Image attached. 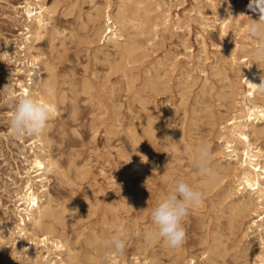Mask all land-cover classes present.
I'll return each instance as SVG.
<instances>
[{
	"label": "rangeland",
	"instance_id": "rangeland-1",
	"mask_svg": "<svg viewBox=\"0 0 264 264\" xmlns=\"http://www.w3.org/2000/svg\"><path fill=\"white\" fill-rule=\"evenodd\" d=\"M22 1L23 0H0V54L4 50V47L2 45L3 36H8L9 38H11L12 36H14L17 33V28H19V26L21 28V26H22V24L20 25V22L23 20L11 19L12 16H14L13 10H11L12 9L11 6L16 5L17 3H20ZM47 1L49 2V4H54L56 2V0H54V1L53 0H47ZM74 1L75 0H61L60 3H58L57 9L55 11L56 13H55V15L53 17V21H52L53 26L55 27V29H54L55 31L49 33L48 35H46L47 37H44L43 39H41L38 42V47L40 48V50L42 48L41 51H43L47 55V57L49 59H51L52 62H54V63L56 62V64H55L56 65V69H55L56 70V76H55L56 87H57L58 92L60 91L59 96H61V97L63 96V100L59 104V107L61 106V108H59V110L62 109V111H59L55 116H53L51 118V120L49 121V129H48V138H49V141H51L50 145L52 144L50 146V153L55 158L57 157L59 164L62 167L61 168L62 173H61L60 177L53 175L51 177L52 178L51 182H50L51 185H49L51 194L54 198V206L57 210V219L58 220L57 219L54 220L56 231L58 233L67 234V236L70 235V236H68L69 240H70L72 245H75V246H73L75 248V254L77 256V260L80 263L82 262L81 264H95V263L98 264L100 262V260L97 257L99 256L100 253L95 252L98 250L95 248H99L98 247L99 243H101V240L97 242L98 237L100 238L102 236L101 239L105 238L104 236L108 237L111 234H113L115 231L121 230L120 228L123 229V232L121 230V232L124 233L123 236L124 237L126 236L125 237L126 248H125L123 253H125V255L128 256L127 258L131 257L134 253H139L140 255L142 254L141 257L148 255L149 257L152 258V260L155 259L154 262L156 264H175V262H176V264H187V260L189 259V257L192 254H195L194 256H195L196 260L199 262V255L201 254V251H203L205 249L204 247L210 246L214 249V253H213L214 262H213V264H237L239 261H241L243 259V254L241 253V249L244 246L245 241L240 242V238L243 234L242 233L243 225H241L239 228L234 230L235 236L230 233L229 223H228L229 215L227 217V215H226L227 211H225L224 213H222V211H220V209L224 205H221L219 203L221 200L220 197H215L219 193H221V191H219L221 189V187L218 186L216 190L214 188L213 192H212V190H210V191L204 190V187H202L201 184H199L204 178L197 176L196 173L193 171L192 162L190 161V157H189V156H191V153L193 152V150L195 152L194 147L196 146L195 145L196 143H198V145L203 144V143L206 144L208 140L211 143L209 146L212 149V154L214 153L213 151L216 148V146L218 145L217 132H218V122L220 121V117H221L220 114H222L223 112L225 113V110H227L226 107L227 106L229 107V105H230V103H229L230 99H228V98L225 99V98H222L221 96L219 98V94L220 95L224 94L225 90H226V92H229V88H227L225 86H224L225 87L224 88L223 85L224 84L226 85V84H228L229 81L234 80V77H233L234 71H232L229 61H226L224 63V60L222 59L224 57V55L219 54V50L216 48V46H220V47L225 46L224 44L226 43L225 39L222 37L221 29H220L221 28V21L223 20V18L225 16V14L222 12V9H221V6H222L221 2L222 1L221 0H197V1H195V0H171V2H168L169 0H166L169 3V6L171 7L172 16H174V18L177 16V14L184 17L187 14L192 15L194 13L193 21L191 22L192 31L190 34L184 33L182 31H179L176 33L172 32V31H169V32L167 31L161 35V37L163 36L162 37L163 41H162V39H159L158 43L155 44V46L152 49H149L150 55H148L145 58H137V60H139V61H136V59H135L136 62L134 60H132L128 66H129V68H132V67L134 68V70L130 71L132 73L133 79H134V77H136L134 79L135 80L134 84H133V80H132V82H128L127 79L123 76L122 72H119L122 75L121 76V75H119L118 72L113 73V71H111V69H110L111 64L115 63L116 59H117V62L119 60V58L114 57L115 54H113L112 56L109 57L110 60L107 63V61H105V59L107 60L105 55L102 53L99 54L97 52L96 49L98 46L97 45L98 42L96 41V38L91 35V28H92L91 24L92 23L90 22V24H87V23H89L88 16L86 18V14L88 15L89 12L93 11L92 10V7H93L92 1L91 0H77L78 2L76 1L75 5L77 3L76 7L79 6V8L78 7L74 8V5L72 6ZM95 3H98V6L103 8L104 7L103 5L105 2L103 0H95ZM233 3L235 6L236 5H244L245 8L248 9V15L255 17V19H257L260 15V13L258 11H253V10L249 9L248 5L250 3V0H233ZM116 4H117V0H113L112 1L113 8H115ZM217 4H218V6H217ZM70 8H72V9H70ZM191 8H192V10H191ZM66 9L68 12L66 11ZM76 9H78V11ZM193 10L196 12V14H195V12H193ZM139 12L142 13L141 10ZM66 13H68V14H66ZM79 19H80V21H79ZM83 19H84V21H86L84 24L81 23V22H83ZM204 19H207V20H204ZM200 20L202 22L207 21L205 23V25L208 24L207 25L208 27H206L205 30H203V28L200 27V23H201ZM209 23H211V24H209ZM81 25H82V27H81ZM87 25H91V26L88 27ZM83 27L86 28L87 30L84 29ZM58 31L61 33V34L59 33L60 35L58 34ZM86 31L87 32L90 31V32L87 33ZM198 34L203 35V37L205 39V43H206L207 48H208V55L210 58H212L205 65V68L209 72L210 82L212 83V81H213V83L211 85L212 87L210 86L211 88L208 90V93L207 92L203 93V91H202L203 82L202 81H204V78L203 77H201L200 79L197 78L196 84L191 89L192 92L187 93L190 91L189 90L190 88L184 90L183 89L184 85L179 84V82H178L179 72H175V73L168 72V74L166 76L164 68L159 66V60L164 59V55H165L164 53L170 47L172 48L173 51L175 50L174 52L180 51L181 53H183L184 48L181 45L183 40H185L188 45L193 46V49H194L193 53H194V55H197L198 50L200 48L199 41L201 40L200 38L197 37ZM239 36L240 35H238L237 38H239ZM92 37L94 38V40ZM139 37L141 38V36H138V38ZM91 39H92V41H91ZM81 40H83V42ZM86 40L90 43H88ZM256 41H258V40L256 39ZM213 44H216V45L213 46ZM176 46H177V48H176ZM108 49L111 53H113L112 48H108ZM51 50H52V52H51ZM84 50H86V51H84ZM93 56H96L98 59L96 57H93ZM93 58H95V60ZM101 58H103L104 60ZM56 59H58V60H56ZM3 61H4L3 58L0 56V65L2 64ZM216 62H218V64L221 67L225 66L228 69V75H229L228 79H224L221 74H219V75L217 74V77L212 76L216 73H213L215 71L211 70V65H213ZM104 63L106 65H104ZM95 64H97V65H95ZM152 67H153V69H152ZM149 69L151 70L150 72H152L151 76L148 73ZM154 71H155V73H153ZM1 73L2 72L0 71V84L3 81ZM115 73L116 74L118 73V74L116 75ZM136 74H138V76ZM159 74H165V76L163 77V75L162 76L160 75L161 77L156 78L157 75H159ZM231 74H232V76H231ZM197 76H199V73L197 74ZM107 77H108V79H107ZM104 78H105V80H104ZM122 78L123 79L125 78V79L123 80ZM218 78H220V79H218ZM149 79L153 80V81L156 79V81H155L156 84H157V81L159 80L157 85L154 84L155 89H154V87H152V89L150 90V87L153 86V82L150 83ZM82 80L84 83H82ZM166 80H168L169 82L166 83ZM104 81H105V84H103ZM114 81H116V82H114ZM142 81H143V83H142ZM86 82H87V84H85ZM118 82H119V84H118ZM144 82L146 83L145 85H144ZM71 83L75 84V86L72 85ZM106 83H108V84H106ZM111 83H112V85H110ZM148 83H150V84H148ZM163 83L165 85L162 86ZM123 84H125V86ZM142 84L145 87H146V85H148V86L150 85L149 89L147 90L146 88H144V86ZM141 85H142V88H140ZM111 86H112V92H114V93L111 92V88H110ZM148 86H147V88H148ZM69 87H71V88H69ZM82 87L84 89H82ZM86 87H87V89H86ZM108 87H109V89H107ZM113 87L115 89H113ZM117 87L119 89H117ZM158 87L159 88L161 87L160 90L162 92H159ZM164 87H165V89H164ZM221 87H223V88L221 89ZM88 88H90V90H88ZM138 88L140 90L142 89L141 90L142 92ZM70 89H71V91H70ZM85 89H86V91H85ZM156 89L158 92L155 91ZM145 90H147L148 92ZM183 90L185 91L186 95H188V94L189 95L185 96V94H184L183 96H181L182 95L181 91L184 93ZM186 90H189V91H186ZM62 91H64V93L67 95L66 98H65L66 95H64L62 93ZM144 91L147 93H143ZM151 91H153L154 93L153 92L151 93ZM131 92H132V94H130ZM156 92H157V95L155 94ZM198 94H199V96H198ZM88 95H89V97H88ZM145 95H147V97H145ZM134 96H136V97H134ZM148 96H150L151 98ZM194 96H195V98H194ZM204 96H206V98H204ZM69 97H70V99L68 100ZM90 97H92V98H90ZM139 97H140V100L138 99ZM181 97H184L185 99L182 100L183 98H181ZM210 97L213 100H211ZM202 98H203V100H201ZM95 99H97L96 100L97 102L100 101L98 105H97V102L95 101ZM154 99H155V101H154ZM223 99H224V101H220ZM111 100H113V101H111ZM185 100H187V101H185ZM195 101H198L199 105L196 104ZM138 102L141 104H139ZM183 103H184V105H183ZM220 103H221V106L223 105L222 108L217 107V106L220 107ZM113 104L115 105V107ZM119 104L121 107L119 106ZM166 104H168V105H166ZM192 104L193 105L195 104V106H197V107L193 106ZM13 105H14V102L4 101L2 99V94L0 93V232L4 231L6 229V224H7L8 219L13 217L12 214L11 213L9 214L8 210L5 209L4 205L6 204L10 208L13 207V205H12L13 202L10 201L9 191L15 186L14 182H16V180H17V176H16L15 171L18 169L19 165L20 166L22 165L20 160L23 159V155H24L22 153L23 151L19 148L20 142L16 139V137H13L9 134V124H8V118H7L6 112L11 110ZM117 105L120 108L117 107ZM139 105H142V106H139ZM203 105H204V107H203ZM101 107H103L102 110H101ZM104 107H105V110H104ZM144 107H147L148 110ZM191 107H193V108H191ZM194 107L196 108L198 113L197 112L195 113ZM139 108H142V110H144V111H142ZM117 109H118V111H117ZM200 109L201 110L203 109V110L200 111ZM166 110H167V112H166ZM190 110L194 111V112H191ZM114 111L116 112L115 113L116 115L114 114ZM169 111H170V113H169ZM220 111H222V112H220ZM99 112H101V113L99 114ZM210 112H211V114H210ZM191 113L192 114H194V113L198 114V116H200V118L194 114L196 116L195 117ZM204 113H206V115L208 117L206 115H203ZM161 115H162V117H161ZM212 115L214 118L212 117ZM184 116H185V118H184ZM190 116H191V118H190ZM151 117H154V118L156 117L158 123L160 122L159 124L155 125V127H154L157 129L147 128L146 123L148 122V120ZM203 117H206V118L201 119ZM210 117H212V118H210ZM194 118H196V119L193 120V123H192V119H194ZM143 119H144V121H143ZM171 119H173V120H171ZM119 120H120V123H118ZM168 120H170V121H168ZM195 121H197L198 123L197 122L195 123ZM209 121H211V122H209ZM115 122H117V123H115ZM95 123H97V124H95ZM206 123H207V125H206ZM209 123L211 125H209ZM215 123H216V125L214 126ZM115 124L117 127L115 126ZM119 124H121L122 126ZM140 124H142V125H140ZM111 126H113V127L115 126V127L113 128ZM128 126H129V129L127 128ZM109 127L113 128V129H111ZM133 128H134V130H133ZM167 128L171 129L170 132H169V130H167ZM208 128L211 129L210 131H213V132L207 133V132H209ZM130 129H131L130 132H134V133L130 134L129 133ZM179 129H181V130L179 131ZM190 129H192V130L189 131ZM108 130H113V131L109 132ZM94 131H96V132L94 133ZM166 131H168V132L166 133ZM143 132H145V133H143ZM157 133L159 134L160 138H159ZM93 134H95V135H93ZM131 135L132 136L134 135V136L131 137ZM172 135L174 136V138ZM209 135H210V137H209ZM194 136H196V137H194ZM134 137L137 138V141H138L137 143H136V141L134 142V139H135ZM192 137H194L195 139H193ZM204 137H208V138H204ZM148 138H149V140H148ZM182 138H183V140H182ZM139 139L142 141H140ZM172 139H174V141L177 139L178 140L180 139V140H179V142L177 140V145H176L175 144L176 142L172 143V141H173ZM202 139H203V141H202ZM189 140H190V142H189ZM191 140H193V141H191ZM198 140H200L202 142H200V141L198 142ZM148 141H149V145H148ZM107 142L110 144H108ZM163 142H165V143H163ZM168 142H170V143H168ZM135 144H138L139 146L137 145V147H136ZM170 144L173 146H170V147L167 146ZM186 144H188V145L193 144L192 145L193 147H191V149L187 148L188 149L187 150L185 148V146L187 147ZM141 145H142V147H144V149H145L144 151L141 150V149H143L141 147ZM165 146H167L169 148H167ZM175 146H176V148H175ZM181 146H182V148H181ZM148 147H150V149ZM177 148H179L180 150H177ZM135 149L137 151L136 155L134 154V152H136ZM141 151H142V153L140 154ZM187 151H189V152H187ZM176 152H178V153H176ZM97 154H98V157H97ZM143 155L145 157H143ZM110 156H111V158H110ZM140 157H142V158H140ZM135 158L139 159V162L144 161L142 164V173L146 171L145 172L146 174L145 173L144 174L148 175V176H144V174L142 175L141 172L139 174V171H138V169H136V166H135L137 164L138 160H136ZM216 159H217L216 157H213L212 164L215 163ZM191 160H193V158H191ZM188 162L190 163L189 165H187ZM88 165H90V166H88ZM151 165H152V167H154L156 165L155 167L157 170L154 167V170H155L154 171L153 168L151 167ZM124 166H126L125 170L131 169L128 171V172H130L129 173L130 175L128 174L129 176L125 175V177H123L124 172H125V171H123ZM188 166H190V167H188ZM170 168H171V172L175 168L174 173L170 172ZM120 169H122V171ZM161 170H162V172H161ZM107 172H108V174H107ZM132 172H134L135 175ZM166 172H167V174H166ZM179 172H180V174H179ZM181 172L183 173V175ZM78 173H81V174L79 175ZM131 173L133 174V176ZM192 173L194 174V176ZM114 174H116V176L119 175L118 176L119 178L117 177V179H112L111 176H113ZM120 175H121V177H123L122 179L120 178ZM195 175H196V177H195ZM187 176L189 179H187ZM141 177H142V179H141ZM178 177L179 178L184 177L183 179L187 180L194 188L201 189L202 193H204V192L208 193L207 194L208 196L203 195V198L205 199V200L203 199L204 200L203 201L204 208L203 209H198L196 207L192 208L184 220V227L186 229V239L183 243V246L179 247L181 250L178 248L173 249L171 247H168L158 237H156L157 239L156 238L152 239L151 243H149L150 241L145 242L142 239L143 231L145 229L152 227L150 215H149L150 209L156 204V201L159 199L161 194L166 193L167 191L170 190L169 188H170V186H172L173 181L178 179ZM141 180H143V181L141 182ZM161 180H162L163 184L161 183ZM195 181H198L199 185L195 184V183H197ZM123 183H124V185H123ZM157 183H159V184L157 185ZM164 185H166V186H164ZM10 187H11V189H9ZM90 188H91V190L93 189V191H91ZM100 189H102V190H100ZM94 190H95V192H94ZM89 192H91V193H89ZM99 192L101 193V195L99 194ZM210 193H212V195L213 194L214 195L213 196L209 195ZM141 194H142V196H141ZM210 196L213 199V202H212V199H210ZM218 196H220V194ZM142 197H143V199H142L143 201L141 200ZM213 197H215V198H213ZM86 198H89V199L87 200ZM144 199H146L145 202H144ZM209 199L211 201H209ZM80 200H81V202H84V203L81 204ZM137 201H139V202H137ZM215 201H217L219 204H217V202H215ZM97 202H98V204H97ZM119 202H121V204ZM204 202H206V203H204ZM90 203H91V205H90ZM93 203H95V204H93ZM107 204H108V206H107ZM126 204H127V206H126ZM95 205L96 206L100 205L99 206L100 208L98 206L95 207ZM212 205H214V207H212ZM124 206H126V208ZM62 207H64V208L66 207L67 210L66 209H65L66 211L62 210ZM89 207H91V208H89ZM115 207H116V209H115ZM71 211H72V213H71ZM119 211H121V212L119 213ZM144 211H145V213H144ZM191 211H193V212H191ZM217 211H218V213H216ZM6 212H7V214H6ZM78 213L81 214V217L78 216L79 215ZM116 213L118 215H116ZM71 214L75 215V216L71 217L72 216ZM108 214L109 215L111 214V216H109ZM79 217L81 220H79ZM110 217H113V218H110ZM219 217H220V219H219ZM221 217H222V219H221ZM107 218H109V219H107ZM203 218H204V220H203ZM217 219L220 220L222 223L220 221H218ZM114 220H116V221H114ZM207 221H208V223H207ZM52 222H53V220H52ZM60 222H61V224H60ZM62 222H64V223H62ZM112 222L113 223L115 222V223L112 224ZM119 222H122V225H124L125 227L124 226L122 227L121 223H119ZM56 224H57L58 228L56 227ZM61 226H63V227L60 228ZM105 226L106 227L109 226L108 227L109 230L108 229L104 230L106 228ZM65 227H67V228H65ZM116 227H118V229ZM140 229H141V231H140ZM238 229H240V230H238ZM218 231H219V233H218ZM74 232H76V233H74ZM204 232H206V233H204ZM100 233H101V236H100ZM219 234L220 235L222 234V235L219 237L218 236ZM91 235H93V236H91ZM204 235H206L208 237H206ZM96 236H97V238H96ZM201 236L204 238H202ZM216 237L220 238L221 240L220 239L215 240ZM76 238H77V240H75ZM90 238H92V239H90ZM95 238L97 240H93ZM205 241H207V242H205ZM219 241H220V243H219ZM93 242L94 243L97 242L96 243L97 245H94ZM222 243H224V244H222ZM213 244H214V246H213ZM91 245H93V246H91ZM142 245H143L145 250L142 248ZM163 246H167V247L163 248ZM153 247H154V249H153ZM222 247H224V248H222ZM93 248H94V250H93ZM220 248H221V251H225V252L220 253V251H219V253H217L218 250H220ZM171 249L175 252H173ZM183 249L185 250V252H183ZM200 249H202V250H200ZM138 250H139V252H138ZM133 251H135V252L133 253ZM158 251H159V253H158ZM179 251L183 252L184 254L179 252ZM168 252H170V254H168ZM177 252L180 253L179 257L177 256L178 255ZM189 252H191V255ZM143 253H144V255H143ZM182 254H183V256H182ZM216 254H218L217 255L218 257L220 256L223 258H220V257L217 258ZM11 255L12 254L10 253V251L5 249L0 243V264H25V263H22V261H20V259L18 257H15L16 258L15 259V258H13L14 256L13 255L11 256ZM93 257H95L97 259H94ZM175 257H178L180 261L177 260L178 258L176 259ZM92 259H93V261H92ZM94 261H97V262H94ZM216 261H218V262H216ZM99 264H101V263H99Z\"/></svg>",
	"mask_w": 264,
	"mask_h": 264
},
{
	"label": "bare ground",
	"instance_id": "bare-ground-1",
	"mask_svg": "<svg viewBox=\"0 0 264 264\" xmlns=\"http://www.w3.org/2000/svg\"><path fill=\"white\" fill-rule=\"evenodd\" d=\"M60 1L61 0H56V2L54 4H49V2L47 0H23L22 2L11 6L12 7L11 10H13V14H14V16H12L11 19L23 20L20 22V25L22 24V26H21V28H20V26H19V28L16 27L17 33L12 37L10 36L11 38H9L8 36H3L2 45L4 47V50L0 54V56L4 60L2 62V64L0 65V71L2 72L1 74H2V78H3L2 79L3 81L0 84V93L2 94V99L4 101H7V102L11 101V102L15 103V101L21 95H23L25 93L31 94L32 96H34L38 100L50 105V107L53 109L52 117L55 116L59 111H62V109L59 110V108H61V106L59 107V104L63 100V96L62 97L59 96L60 91L58 92L57 87H56V81H55V76H56V70H55L56 65L55 64H56V62L55 63L52 62L51 59H49L47 57V55L43 51H41L42 48L40 50V48L38 47V42L41 39H43L44 37H47L46 35H48L49 33L55 31L54 30L55 27L53 26L52 21H53L54 15L56 13L55 11L57 9L58 3H60ZM76 1L77 0H75L72 4V6L74 5V8L77 5V3L75 5ZM91 1L93 3V7H92L93 11H91V12L88 11L89 13H88V15L86 14V18L88 16L89 23H87V24H90V22L92 23L91 24L92 26L91 25H87V26L92 27V28L90 27L91 28V35L93 37H95L96 41L98 42V44H97L98 46L96 49L97 52L99 54L102 53L105 55V57L107 58V60L105 59V61H107V63L110 60L109 57L112 56L113 54H115L116 56L114 55V57L119 58V60L117 62V59H116V62L111 64V66H110L111 71H113V73L114 72H118V73L122 72L123 76L127 79L128 82H132V80H133V84L135 83L134 79L136 77H134V79H133L132 73L130 71L134 70V68L133 67L129 68V66H128L132 60L135 61V59H136V61H139V60H137V58H145L148 55H150L149 49H152L155 46V44L158 43V40L162 39L163 36L161 37V35L167 31L168 32L172 31L175 33L182 31V32L188 33V34H190L192 31L191 22L193 21L194 13L192 15L187 14L184 17L177 14V16L175 15L176 17L174 18V16H172L171 7L169 6V3H168V2H171V0H169L168 2L166 0H117V4H116L115 8H113V6H112L113 0H103L105 2L103 5L104 6L103 8L99 7L98 3H95V0H91ZM195 1H197V0H195ZM221 1H222L221 2L222 3L221 9H222V12L225 14V16H224L223 20L221 21V28L220 29H221L222 37L225 39L226 43L225 44L223 43L225 46H222V47L216 46V48L219 50V54L224 55L223 58L221 57L224 60V63L226 61H229L230 67H231L232 71H234V75H233L234 80H231L228 82V84L223 85V87L225 86V87L229 88V92H226V90H225L224 94H221V95L219 94V98L221 96L222 98L230 99V102L228 101L230 103L229 107L225 106L227 108V110H225V113L223 112L222 114H220L221 117H220V121L218 122V132H217L218 145L216 146V148L213 151L214 152L213 157L217 158L215 163L213 164V166L219 171V177L214 181H209L206 178H204L203 180L201 179L202 181L199 184H201V186L204 187V190H206V191L212 190V192H213L214 188L216 190L218 186L221 187V189L219 190V191H221V193H219L220 196H218L219 194L217 193L218 195L215 197H220L221 200L219 203L221 205H224L220 209V211H222V213L227 211V214H226L227 217L229 215L228 223H229V231L231 234H233L235 236L234 230L239 228L241 225H243V231H242L243 234L240 238V242L245 241L244 246L241 249V253L243 254V259L241 261H239L237 264H264V143H263L264 142V94L259 93L252 86L250 87L251 84L259 85L260 83L264 82V81H262V78H264V63H258L256 60V57L253 54V51L257 47V45L259 44V41H256L255 38H254L255 39L254 40L248 34V31H247L248 25L251 22V20L258 21L260 15L258 18L256 17L257 19H255V17L248 15V9L245 8L244 5H236L235 6L233 3V0H221ZM217 6H218V4H217ZM77 7L79 8V6H77ZM70 9H72V8H70ZM76 10L78 11V9H76ZM140 10L142 11V13L139 12ZM191 10H192V8H191ZM66 11H67V9H66ZM193 12H195V11L193 10ZM66 14H68V13H66ZM195 14H196V12H195ZM207 19H204V20H207ZM79 21H80V19H79ZM85 22L86 21H84V19H83V22H81V23L84 24ZM203 22L201 21L200 27H202L203 30H205V28L208 27L207 26L208 24L205 25V23L207 21L204 23ZM209 24H211V23H209ZM81 27H82V25H81ZM84 29H86V28H84ZM88 32H90V31H88ZM59 33L60 32L58 31V34ZM238 35H240L239 38H237ZM138 36H141V38L139 37L140 38L139 39ZM197 37L201 39L199 41L200 48L198 50L197 55H194V53H193L194 52L193 46L188 45L186 43V41L183 40L181 45L184 48V52L183 53H181L180 51L174 52L175 50L173 51L172 48L170 47L164 53L165 54L164 59L159 60V66L164 68L166 76H167L168 72H172V73L179 72V77H178L179 84L184 85V87H183L184 90L190 88L189 89L190 91L186 90V91H189L187 93L192 92L191 89L196 84L197 78L200 79L201 77H203L204 81H202L203 82L202 91H203V93H206V92L208 93V90L212 87L211 85H212L213 81H212V83L210 82L209 72L205 68V65L212 58H210L208 55V48H207V45L205 43V39H204L203 35L198 34ZM93 40H94V38H93ZM81 41L83 42V40H81ZM91 41H92V39H91ZM162 41H163V39H162ZM88 43H90V42H88ZM214 45H216V44H213V46ZM108 48H112L113 53H111ZM176 48H177V46H176ZM84 51H86V50H84ZM51 52H52V50H51ZM93 57H96V56H93ZM93 59L95 60V58H93ZM101 59H103V58H101ZM56 60H58V59H56ZM218 62L211 65V70L215 71L213 73H216L212 76L217 77V74L218 75L221 74L224 79H228L229 78L228 69L225 66L221 67L218 64ZM95 65H97V64H95ZM104 65H106V64L104 63ZM152 69H153V67H152ZM150 71L151 70L149 69L148 73L151 76L152 72H150ZM153 73H155V71ZM198 73H199V76H197ZM165 74H159V75H157L156 78H159L162 75L164 77ZM119 75H121V74L119 73ZM136 75L138 76V74H136ZM231 76H232V74H231ZM107 79H108V77H107ZM218 79H220V78H218ZM104 80H105V78H104ZM116 81H114V82H116ZM155 81H156V79L154 81L150 80V83L153 82V86H151V87H150V85L149 86L146 85V87H145L144 86L146 84L145 82H144V85L143 84L142 85L147 90L149 89V87H150V90L152 89V87H154V89H155V86H154V84H156ZM158 81H157V84H158ZM119 82H118V84H119ZM168 82L169 81L166 80V83H168ZM82 83H84L83 80H82ZM142 83H143V81H142ZM150 83H148V84H150ZM46 84L51 86L52 91L50 94H45L42 92V88ZM85 84H87V82ZM103 84H105V81ZM106 84H108V83H106ZM72 85L75 86V84H72ZM110 85H112V83ZM123 85L125 86V84H123ZM142 85H141V87L140 86L139 87L142 88ZM163 85H165V84L163 83L162 86ZM147 86H148V88H147ZM83 87H82V89H84ZM165 87H164V89H165ZM223 87H221V89ZM69 88H71V87H69ZM110 88H111V92H112V86ZM160 88H159V92H162L160 90ZM86 89H87V87H86ZM86 89H85V91H86ZM107 89H109V87ZM113 89H115V88L113 87ZM117 89H119V88L117 87ZM88 90H90V88H88ZM147 90H145V91H147ZM70 91H71V89H70ZM145 91L143 93L148 92V91L147 92H145ZM155 91H157V89ZM132 92L130 94H132ZM152 92L153 91H151V93ZM157 92L155 93L156 95H157ZM62 93L64 95H66L64 93V91H62ZM112 93H114V92H112ZM181 94L180 95L183 96L185 94V91H184V93L181 91ZM188 95L185 94V96H188ZM150 96H148V97H150ZM195 96H194V98H195ZM198 96H199V94H198ZM66 97H67V95L65 96V98ZM88 97H89V95H88ZM134 97H136V96H134ZM145 97H147V95H145ZM184 97H181V98H183L182 100L185 99ZM90 98H92V97H90ZM204 98H206V96H204ZM69 99H70V97L68 98V100ZM138 99L140 100V97ZM210 99H211V97H210ZM96 100L97 99H95V101ZM201 100H203V98ZM211 100H213V99H211ZM111 101H113V100H111ZM154 101H155V99H154ZM185 101H187V100H185ZM220 101H224V99L220 100ZM99 102L100 101L97 102V105L99 104ZM195 102H196V104L199 105L198 101H195ZM141 103H139V104H141ZM166 105H168V104H166ZM183 105H184V103H183ZM119 106H120V104H119ZM119 106L117 105V107H119ZM139 106H142V105H139ZM193 106H195V104ZM222 106L220 103V107L219 106H217V107L222 108ZM114 107H115V105H114ZM195 107H197V106H195ZM195 107H194V109H195L194 111H195V113L196 112L198 113V111L196 110ZM203 107H204V105H203ZM102 108L103 107H101V110H102ZM144 108L147 109V107H144ZM191 108H193V107H191ZM118 109H117V111H118ZM139 109L142 110V108H139ZM11 110L6 112L8 121H9V116H10ZM104 110H105V107H104ZM202 110L200 109V111H202ZM142 111H144V110H142ZM194 111H191V112H194ZM101 112H99V114ZM166 112H167V110H166ZM220 112H222V111H220ZM115 113L116 112L114 111V114ZM169 113H170V111H169ZM194 114H192V115H194ZM210 114H211V112H210ZM195 115H197V117L200 118V116H198V114H195ZM203 115H206V113H204ZM185 116H184V118H185ZM161 117H162V115H161ZM212 117H213V115H212ZM212 117H210V118H212ZM190 118H191V116H190ZM204 118H206V117H203L201 119H204ZM195 119L196 118L192 119V123H193V120H195ZM171 120H173V119H171ZM143 121H144V119H143ZM168 121H170V120H168ZM197 121H195V123ZM209 122H211V121H209ZM115 123H117V122H115ZM118 123H120V120ZM159 123H158L156 117L155 118L151 117L148 120V122L146 123V126L149 129H157L154 127H155V125H157ZM95 124H97V123H95ZM119 125H121V124H119ZM140 125H142V124H140ZM206 125H207V123H206ZM209 125H211V124L209 123ZM215 125H216V123L214 124V126ZM115 126H116V124H115ZM111 127H113V126H111ZM111 127H109V128H111ZM113 128H111V129H113ZM127 128L129 129V126ZM48 129H49V124H48V127L45 129V131L38 136L26 134V135H23L19 138H16L20 142L19 148L23 151V152L22 151L21 152L24 155H23V159L20 160L22 165L21 166L19 165L18 169L15 171L16 176H17V180H16V182H14L15 186L12 189H11V187L9 188V189H11L9 191V194H10V201L13 202V204H12L13 207L10 208L6 204L4 205L5 209L8 210L9 214L11 213L13 217L8 219L7 224H6V229L4 231L0 232V243L5 249L10 251V253L14 256L13 258L18 257L20 259V261H22V263H25V264H81L82 262L80 263L77 260V256L75 254V248L73 247L75 245H72L70 240H69L68 236H70V235L67 236V234H64V233H58L56 231L55 224H54L55 223L54 220L57 219V210L54 206V198L51 194L49 185H51L50 182L52 179L51 177L53 175L60 177V175L62 173V171H61L62 167L59 164L57 157L55 158L50 153V146L52 144L50 145L51 141H49V138H48ZM133 130H134V128H133ZM167 130H169V132H170L171 129L167 128ZM180 130L181 129H179V131ZM191 130L192 129H190L189 131H191ZM208 130H209V132H207V133L213 132V131H210L211 129H209V128H208ZM96 131H94V133ZM108 131L111 132L113 130H108ZM130 131H131V129L129 130L130 134L134 133V132H130ZM167 132L168 131H166V133ZM143 133H145V132H143ZM9 134H10V131H9ZM93 135H95V134H93ZM133 136L131 135V137H133ZM158 136H159V134H158ZM194 137H196V136H194ZM194 137H192V138L195 139ZM209 137H210V135H209ZM159 138H160V136H159ZM173 138H174V136H173ZM204 138H208V137H204ZM148 140H149V138H148ZM172 140H173L172 143L176 142L175 144L177 145L178 139L175 141H174V139H172ZM179 140H178V142H179ZM182 140H183V138H182ZM135 141H136V143L138 142L137 138L134 139V142ZM140 141H142V140H140ZM191 141H193V140H191ZM199 141L200 140H198V142ZM202 141H203V139H202ZM202 141H200V142H202ZM189 142H190V140H189ZM163 143H165V142H163ZM168 143H170V142H168ZM108 144H110V143H108ZM206 144L210 145L211 143L208 140ZM137 145L138 144H135L136 147H137ZM148 145H149V141H148ZM186 145H187V147L185 146L186 149L187 148L191 149V147H193L192 146L193 144L192 145L186 144ZM195 145L194 146L197 147L198 143H196ZM167 146L170 147L173 145L170 144ZM167 146H165V147H167ZM141 147H142V145H141ZM169 147H167V148H169ZM195 147H194V149H195ZM142 148L143 149H141V150L144 151L145 150L144 147H142ZM148 148L150 149V147H148ZM175 148H176V146H175ZM181 148H182V146H181ZM177 150H180V149L177 148ZM135 151H136V149H135ZM187 152H189V151H187ZM136 153H137V151L134 152L135 155H136ZM141 153H142V151L140 152V154ZM176 153H178V152H176ZM194 154H195V152L193 150V152L191 153V156H189L191 162H192L191 158H194ZM97 157H98V154H97ZM143 157H145V156L143 155ZM110 158H111V156H110ZM140 158H142V157H140ZM136 160H138V161H137V164L135 166H136V169H138L139 174H140V172L142 173V164L144 161L139 162V159H136ZM189 162L187 165L190 164ZM88 166H90V165H88ZM125 167L126 166H124V168H123L124 169L123 171H125L123 177H125V175H127V176L130 175L129 174L130 172H128V171L131 169L125 170ZM151 167H152V165H151ZM154 167H152L153 170H154ZM188 167H190V166H188ZM155 169H156V167H155ZM120 170L122 171V169H120ZM174 170H175V168H174ZM174 170H172L173 173H174ZM145 172H143L142 175ZM161 172H162V170H161ZM170 172H171V168H170ZM132 173L134 174V172H132ZM78 174L80 175L81 173H78ZM107 174H108V172H107ZM133 174H132V176H133ZM145 174H144V176H148ZM166 174H167V172H166ZM179 174H180V172H179ZM182 175H183V173H182ZM118 176L119 175L116 176V174H114L111 177H112V179H117ZM193 176H194V174H193ZM123 177H121V175H120L121 179ZM195 177H196V175H195ZM141 179H142V177H141ZM187 179H189L188 176H187ZM143 180H141V182ZM195 182H197L195 184H198V181H195ZM161 183H162V180H161ZM158 184L159 183H157V185ZM123 185H124V183H123ZM164 186H166V185H164ZM170 188H171V186H170ZM196 189H198V188H196ZM90 190H91V188H90ZM100 190H102V189H100ZM198 190L202 191L201 189H198ZM91 191H93V189ZM94 192H95V190H94ZM89 193H91V192H89ZM99 194L101 195L100 192H99ZM207 194H208L207 192L203 193V195H207ZM209 195H212V193H210ZM141 196H142V194H141ZM215 197H213V198H215ZM86 199L88 200L89 198H86ZM142 199H143V197L141 198V200ZM146 199H144V202ZM210 199H212L211 196H210ZM210 199H209V201H211ZM203 201H202V204L196 208L203 209L204 208ZM80 202H81V200H80ZM137 202H139V201H137ZM206 202H204V203H206ZM212 202H213V199H212ZM215 202H217V201H215ZM82 203H84V202H81V204ZM119 203L121 204V202H119ZM219 203L217 202V204H219ZM93 204H95V203H93ZM97 204H98V202H97ZM90 205H91V203H90ZM214 205H212V207H214ZM97 206L95 205V207H97ZM107 206H108V204H107ZM126 206H127V204H126ZM126 206H124V207L126 208ZM63 208L64 207H62V210L66 209V207L64 209ZM89 208H91V207H89ZM115 209H116V207H115ZM72 211H71V213H72ZM120 212L121 211H119V213ZM191 212H193V211H191ZM144 213H145V211H144ZM216 213H218V211ZM6 214H7V212H6ZM116 215H118V214L116 213ZM73 216H75V215H72L71 217H73ZM78 216L81 217V214H79ZM109 216H111V214ZM80 217H79V220H81ZM110 218H113V217H110ZM107 219H109V218H107ZM219 219H220V217H219ZM221 219H222V217H221ZM52 220H53V222H52ZM203 220H204V218H203ZM114 221H116V220H114ZM218 221H220V220H218ZM122 222H119V223H121V225H122ZM62 223H64V222H62ZM114 223L112 222V224H114ZM207 223H208V221H207ZM60 224H61V222H60ZM123 226L124 225H122V227ZM56 227H57V224H56ZM62 227L63 226H61L60 228H62ZM108 227H106L104 230L108 229ZM65 228H67V227H65ZM116 228L118 229V227H116ZM120 229L123 232V229L122 228H120ZM240 229H238V230H240ZM140 231H141V229H140ZM219 231H218V233H219ZM206 232H204V233H206ZM74 233H76V232H74ZM122 234H124V233H122ZM221 235L219 234L218 236L220 237ZM91 236H93V235H91ZM97 236H96V238H97ZM100 236H101V233H100ZM204 236H206V235H204ZM101 237L100 238L98 237V240L96 238L93 239V240H97V242L101 240V243H99V246H98L99 248H95V249H98L95 252L100 253L97 258L100 260V262L99 261L98 262L101 264H156L154 262L155 259L152 260V258L149 257L148 255L141 257L142 254L140 255L139 253H134L135 251H133L134 254L132 256L129 254L131 256L129 258H127L128 256H126L125 253L117 255V254L113 253L111 250L104 247L103 241H104V239H106L107 236H104L105 238H102V239H101ZM206 237H208V236H206ZM92 238H90V239H92ZM202 238H204V237H202ZM216 239H220V238L216 237L215 240ZM75 240H77V238ZM205 242H207V241H205ZM96 243H94V245H97ZM149 243H151V241ZM219 243H220V241H219ZM222 244H224V243H222ZM91 246H93V245H91ZM213 246H214V244H213ZM164 247H167V246H163V248ZM142 248L144 249L143 245H142ZM204 248L205 249L203 251H201V254L200 255L198 254L199 255V262L196 260V258L194 256L195 254L191 255V252H189L191 256L188 254L190 257L187 260V264H213V262H214V258H213L214 249L210 246L204 247ZM222 248H224V247H222ZM153 249H154V247H153ZM178 249H180V248H178ZM93 250H94V248H93ZM200 250H202V249H200ZM219 251H220V253L225 252V251H221V248H220V250H218L217 253H219ZM138 252H139V250H138ZM173 252H175V251H173ZM179 252H181V251H179ZM183 252H185L184 249H183ZM183 252H181V253H183ZM158 253H159V251H158ZM168 254H170V252H168ZM183 254H182V256H183ZM143 255H144V253H143ZM179 255H180V253H178L177 256L179 257ZM217 255L218 254H216V256ZM178 257H175V258L177 259ZM219 257L217 256V258H219ZM93 258L97 259L95 257H93ZM220 258H223V257H220ZM177 260H179V258ZM92 261H93V259H92ZM218 261H216V262H218ZM94 262H97V261H94ZM95 264H97V263H95ZM175 264H176V262H175Z\"/></svg>",
	"mask_w": 264,
	"mask_h": 264
},
{
	"label": "clouds",
	"instance_id": "clouds-1",
	"mask_svg": "<svg viewBox=\"0 0 264 264\" xmlns=\"http://www.w3.org/2000/svg\"><path fill=\"white\" fill-rule=\"evenodd\" d=\"M249 9L260 13L259 20H251L248 34L257 39L259 44L253 54L258 63H264V0H250ZM264 81V78H262ZM251 84V83H250ZM259 93L264 94V82L251 84ZM50 85H44L42 92L50 94ZM53 115V109L31 94L21 95L14 103L9 116L10 135L19 138L23 135L38 136L48 127ZM213 154L209 145L200 144L195 148L192 169L197 176L214 181L219 177V171L212 164ZM203 201V193L194 188L183 178L176 179L170 190L161 194L156 204L150 209L149 215L152 227L145 229L142 239L149 242L160 238L173 249L183 246L186 239L184 220L194 207H199ZM105 248L120 255L126 248V240L120 230L115 231L103 241Z\"/></svg>",
	"mask_w": 264,
	"mask_h": 264
},
{
	"label": "snow or ice",
	"instance_id": "snow-or-ice-1",
	"mask_svg": "<svg viewBox=\"0 0 264 264\" xmlns=\"http://www.w3.org/2000/svg\"><path fill=\"white\" fill-rule=\"evenodd\" d=\"M250 87H251V85H250Z\"/></svg>",
	"mask_w": 264,
	"mask_h": 264
}]
</instances>
